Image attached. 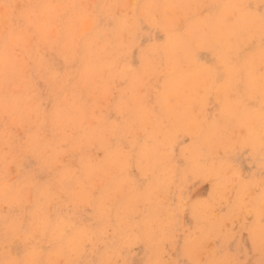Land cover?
<instances>
[{
  "label": "rangeland",
  "instance_id": "374dc122",
  "mask_svg": "<svg viewBox=\"0 0 264 264\" xmlns=\"http://www.w3.org/2000/svg\"><path fill=\"white\" fill-rule=\"evenodd\" d=\"M112 1L113 0H45V4L51 8L50 12H54V9L58 7L65 8V10L63 11L64 14L59 19L60 22L55 19L51 21L48 19L51 32H53V30H58L60 39L49 38L47 41H44L40 35L34 37L29 36L24 39L20 38V32L23 29H28L30 25L27 23L30 10L26 7V1L23 3L22 8H20L21 4L19 0H0V22L4 17L2 11L10 12L9 19H12L9 26L0 23V39L3 38L2 41H0V57L9 58L11 61V64L7 66L10 71L6 73L0 69V264H32V262L33 264H59L62 259L60 264H96V260H99V257L102 256H105L104 259L108 258L107 262H104V264H108L111 261V264H113V262L114 264H119V262L121 264H149L156 256L158 261L160 260L164 264H264V234L258 241L252 238V231L254 229L264 231V193L261 192H264V147H261L259 150L256 149L257 152H253L252 139H247L244 136V132L240 131L243 130L241 127L240 129H226L224 130L226 134L224 133V136H220L222 141L228 140V138L231 137L235 139L234 142L228 144V147H225L228 154L224 156V158L235 170L237 169L236 172L237 175L239 174L238 177L240 180L245 181L244 183H250L246 191L240 192L239 190L240 203L246 204L251 198H256V207L258 208L260 216L241 212L240 215L231 219V223H229L230 220H225L222 226L219 227L220 230L217 229L213 231L210 236L205 238L199 228L201 224L197 225L192 216L191 208L201 210L202 214L206 211V213H209L208 219L211 220V212L213 214L215 213L214 215H224L228 208H232L234 200L236 199V192L235 190L233 191V189H228L223 195H217L215 189H213V178L211 175L210 178L208 176L210 172L205 170L198 173V175H188L184 181L176 183V187L172 188L169 192L168 199L163 202L164 208H178L173 219L168 222L169 225L166 228V237L154 239V241H147V239H144L141 230L136 229V224L140 226L142 223H147L146 225L148 227H154L152 220L147 215L148 210L144 212L145 207L143 205L139 206L142 209L139 207L128 208L129 202H127V207H123L125 205V200H127L125 199L126 194H129L131 191L134 195L135 192H142L147 184L146 179L143 177V174H145L143 171L144 166H141L143 163L138 164L137 167L136 155L138 142L142 138L140 137L141 132H144V128L140 127L141 124L139 125L142 120L130 117L127 123H131L130 126H132V129H129L128 127L130 126H126L123 123L122 116L126 117L127 112L135 108L115 109V106L116 108L118 107V103L122 104L127 101L128 94L125 92L124 95L122 92L124 88H126V82L116 80L117 82L115 81L112 85H105L104 87L103 85L94 84L93 87H99L98 89L102 90L101 94L103 95H100V92L97 93L100 96L97 95L98 103L96 105L98 106L95 105L93 107V109L95 108L94 111L91 110L92 107H90L82 112L84 114L83 116H86V118L80 115L81 112L77 113L78 111L75 108H73L75 111L72 109V112L71 108L65 107L67 104H72L68 103L66 99L64 100L65 95L70 94V98L78 96L85 102L88 88H91L79 77L82 76L81 70H78V66L83 55V45L88 44L90 49L92 51L94 50L91 56H96L94 55L96 54V49L99 48V46L101 47V44H99V46L97 44H104L110 41V30H116L117 28L114 27L116 26V22L122 19L123 21L126 20L125 22L128 25L127 34L129 38H119V46L122 45L124 52L127 54L123 62L119 60V65L121 66L125 62L126 65L135 71L133 72L134 79L130 86L134 85V93L132 94L141 97L139 102L143 108L140 109L144 110L145 116L153 114L159 115L161 113L162 108L159 107L156 99L163 93V86L167 83V79H165V77L156 80L148 78V73L144 72V70L146 71V67L140 62V59L143 58V61L148 60L154 64L165 63L157 59L158 56L152 52L150 47V45H154V43L164 45L165 38L159 30L149 26V18H143L142 11L144 7H146L143 0H136V5H134L135 8L133 5L126 8L125 4L127 5L130 0H121V6L118 8L119 10L113 9L111 13H108L109 5ZM175 1L179 3L181 0ZM213 1L214 0L189 1L188 6L191 9V16L195 22L208 16V13L212 10L210 7L213 6ZM219 2L223 3V0ZM243 2L248 10L253 11L257 16L259 15L261 19H264V0H243ZM219 13L220 8L216 10L217 16L220 15ZM69 17H73L72 23L75 28L74 32L76 31L73 36L74 42L76 43H73V45L77 46L74 47L71 43V45L66 48L67 42L65 33L61 32L59 27L61 26L62 28L63 22ZM99 19L100 21L98 22ZM187 19L189 21V17ZM87 22L90 23L92 29L86 31V34L81 35L80 25L83 26ZM132 22L133 24H131ZM189 23L190 21L185 22V24L188 25ZM145 29L148 31H145ZM184 29L183 24L180 26L179 30L184 31ZM12 31H15V35L12 34ZM263 35L264 29L259 37H243L242 40L246 44L240 46V49L242 51L247 50L250 55L254 52L253 50L255 48L264 51ZM51 36L52 33L49 34V37ZM156 36H158V39ZM9 38H11V40L18 38L19 41L13 44V42H9ZM92 40H94L93 43ZM194 45H196V43ZM71 46L72 49H70ZM45 51L47 53L43 58L42 55H44ZM71 51L76 52L78 57H73ZM52 52L54 53L52 56H55V58L53 56L54 60L49 56L50 54L48 55V53ZM206 55L207 53L204 52L200 55L198 54L196 63L193 62L195 66L202 67V63L207 60ZM106 57L108 58V55H106ZM131 63H133L132 65L134 67ZM186 66H188V64H186ZM138 79H141L144 83L140 82L139 84L141 85L135 83ZM101 87H103L105 91L101 89ZM139 91L140 93H138ZM131 96L130 94V97ZM49 97L53 98L50 99ZM99 97L101 99H98ZM49 99L51 102H49ZM75 100L78 99L76 98ZM89 100L93 104L92 98ZM148 100L150 103L147 102ZM206 108L209 110H206ZM206 108L203 115H207L208 117L216 115V112H218V108H216L214 102H210ZM53 109L56 113L59 112L56 115H60L62 111L65 112H62L61 119H65V114V120H69L67 117L71 115L72 119L70 122L73 123V126L76 125L77 122V125L74 126V128L68 125L69 127L67 126V128V121H64V119H55L56 116H54L55 118L52 116L55 114ZM58 109L59 111H57ZM194 110H198V108ZM79 115L81 116V121L79 117H77L79 120L78 122L76 116ZM54 120H56V122H54ZM82 120L85 121L81 123ZM94 120L97 121V123ZM62 122L66 124L63 127ZM91 124L95 126L96 129ZM87 125L92 126L96 133L91 135L89 131L87 134V130L90 129V127L89 129L86 127ZM108 126H111V130L110 128L108 129ZM59 128L62 129V131L65 128L66 134H63L62 131L59 132ZM82 128L86 129L84 130L85 132ZM97 128L100 129L99 133H101L102 138L106 137L105 139L108 142L106 140L104 142V139H101V135L97 133ZM103 128H105V130L102 131ZM105 131L106 133L104 134ZM149 131L152 130L149 129ZM68 132H71L72 135H69L71 133ZM79 133H83V135L80 136ZM85 134H87L86 137H84ZM33 137L34 139H31ZM59 137L62 141L60 139H55V142L54 138ZM95 137H98V140L95 139ZM74 138H78L79 141L80 139L82 140V142H79L75 147L73 145L77 144V142L74 144L71 142ZM76 139L75 141H78ZM75 141L73 140V142ZM61 142L63 146L59 144ZM99 142L103 143H100V145L98 144ZM188 142L189 140L186 134L178 135L175 142L169 147V153L172 156L170 155L168 163L165 164L167 168L175 167L177 170H181L184 167V160L180 151L187 146ZM217 142L220 143L219 145H222L219 140H217ZM55 143L66 150L62 148L59 149L60 146ZM71 143L73 147L70 145ZM104 143L107 147L112 146V148H117L115 150L119 153L115 154V156L113 155V158L116 161H120L116 162V165L127 158L125 159L127 165L124 174H121V176L119 172L115 173V176L118 175L115 182L119 183L120 180L117 179H122L124 177V179H122L123 181L121 180L122 183L129 180L133 185V188L128 191V187H126L128 184L125 185L124 190L127 192L125 195L124 193L118 192L120 196L123 194L122 197L116 198L117 191H115V187L109 190V186L105 184L104 180L100 183L102 179L99 180L93 177L91 181L86 177L88 173L87 168H89L90 164L93 166L92 170L95 173H100L101 169L105 170V165L108 164L107 159L109 157L107 154H104V148L102 147ZM54 147L58 150V153L54 152ZM78 149L79 153L77 152ZM120 150L124 152L120 154ZM118 154L120 155L118 156ZM52 158H54V160ZM215 161H217V159H215ZM112 163L113 161H111V164ZM84 164L89 165L85 168ZM129 165L132 166L129 167ZM127 169L130 170L128 171ZM86 171L87 173H85ZM113 173L114 172H112V174ZM93 183H96L97 187L96 184L93 185ZM103 184H105L106 187ZM104 188L106 189L104 190ZM107 190H109L110 193ZM103 192L108 193L104 195ZM112 193L113 195H111ZM46 196H48L47 199H45ZM72 196H74V198ZM104 197L106 199L108 198L107 201ZM213 197L216 198V200ZM99 202H101V206L103 205V207H99ZM118 209L119 211H117ZM97 211L99 215L102 214L103 216H98ZM107 212L110 219L106 218ZM123 212L125 216H117V214L119 215ZM44 213L47 214V217H45ZM48 222L59 225L58 228L60 227V229L57 231V234L56 232L52 234L43 233L41 225L42 223ZM11 227L16 228L14 232H10ZM114 227L115 229H113ZM82 230L85 232L83 233ZM78 231H80V233H78ZM56 237H61V242H58V240L55 239ZM74 237L78 238L72 240ZM125 237H128V239ZM84 240L85 243L83 242ZM122 240H124L125 243ZM69 241L77 243L79 251L77 248L74 251H68L65 256H59V252L69 244ZM156 242L158 244L157 252L152 255V245L156 244ZM197 243L199 245L195 247L194 244ZM85 244L87 245L85 246ZM83 246H85L84 250ZM10 249H12V251ZM121 258L122 260H120Z\"/></svg>",
  "mask_w": 264,
  "mask_h": 264
},
{
  "label": "bare ground",
  "instance_id": "6f19581e",
  "mask_svg": "<svg viewBox=\"0 0 264 264\" xmlns=\"http://www.w3.org/2000/svg\"><path fill=\"white\" fill-rule=\"evenodd\" d=\"M25 1H26V7H28V10H30L29 16H28L29 20L27 22L30 25H29L28 29L27 28L23 29L20 32V38L24 39V38H28L29 36L34 37V36L40 35L44 41H47L49 38L50 39H60V37L58 35V30L57 31L53 30V32H51L50 26L48 25L49 24L48 19L50 21L52 19H55L56 21L60 22L59 19L64 14L63 11L65 10V8L58 7V8L54 9V12H50L51 8L45 4V0H19V2L21 4L20 8H22V5ZM120 1L121 0H113L111 2V4L109 5V10H108L109 12L108 13H111L113 9L119 10L118 8L121 6ZM143 1L145 2V5H146V7H144V10L142 11V14L144 16L143 18H145V19L149 18V20H150L149 26L154 28V29L159 30L162 33L163 37L165 38V41H164L165 44L164 45L157 44V43H154V45L153 44L150 45L152 52H154L158 56L157 59H159L160 61H163L165 63L154 64L148 60L143 61V58L140 59V62L146 67V71L144 70V72L148 73L147 74L148 78L156 80L158 78L162 79L165 77V79H167V83L164 84V86H163V88H164L163 93L160 94L156 99L157 104L159 105L160 108H162L161 113L159 115L153 114V115L145 116L144 110L140 109V108H143L139 102V99L141 97L139 95H133L132 93H134V89H133L134 85L130 86L133 79H134L133 78V75H134L133 72H135V71H133L132 68H130L128 65H126L125 62L121 66L119 65V60H121L123 62V60L126 59V57H127V54H126V52H124V48L122 47V45L119 46V44H120L119 38H122V39L129 38V35L127 34L128 25L125 22L126 20L123 21L122 19L118 20L116 22V26H114L115 28H117L116 30H113V31L110 30V41H108L104 44H102V43L97 44L98 46H99V44H101V47L99 46V48L96 49V54H94L96 56H91L93 54L92 52H94V50L92 51L88 44L83 45V48H82L83 55H82V58L79 62V66H78V70H81L82 76H79V77H80V79L84 80L83 82L86 83L88 85V87H91V88L90 89L88 88L87 97H86L85 102H83L82 99L79 98L78 96H75L77 94H75L74 96L78 100H75L76 99L75 97L70 98V94L65 95L64 100L66 99L68 101V103H72L71 105H68L66 103L67 105H65V107L71 108V110L73 108H75L78 111L77 113L81 112L80 115L83 116L84 114L82 112H84L87 108L92 107L91 110H93V111L95 110V108L93 109V107L98 103L97 97L100 95H103V94H101L102 90L98 89L99 87L98 88L93 87L94 84L103 85V87H104L105 85L106 86L112 85L116 80L117 81L121 80V81L126 82V88H124V90L122 92L124 95H125V92L128 94L127 101H125L122 104L118 103V107L116 108V106H115V109L118 110V108H135L133 110L128 111L126 117L122 116V121L126 126H130V124H131V123H127V122H129L130 117H134V119L142 120V122H140L139 125L141 124L140 127L144 128V132L143 133L141 132L140 137H142V138L138 142L136 155H137V167H138V164H140V163H143V164H141V166H144L143 171L145 174H143V177L147 181L146 187L142 190V192H135L134 191L135 195L132 193V191L129 194H126L127 192H125L126 190H124L125 185L128 184V186H126V187H128L127 188V191H128L129 189L133 188L132 183L129 182V180H126L122 183L121 180L124 179V177L122 179H117V180H120L119 183L115 182V179L118 177V175L115 176V173L119 172L120 175L124 174V171H125V168L127 165V162L125 159H127V158L123 159L118 165H116V162H119L120 160L116 161L113 158V155L115 156V154H117L119 152H117L115 150V149H117L115 147L112 148V146H109V147L105 146V143H104V146L102 145L104 150L103 149H101V150H103L104 154H107V156L109 157L107 159L108 164L105 165V170H102L100 168L101 169L100 173H95L92 170L93 166L91 164L90 165L84 164L85 168H86V166L88 167V165H89V168H87L88 173H87V171L85 172V173H87V175H86L87 179L91 180V181H92L93 177H96L95 179H99V180L102 179L100 183H102L104 180L105 184L109 186V190H112V188L115 187V189H116L115 191H117V196H115L116 198L123 196V194L121 196L118 195V192L124 193V195L126 194L125 199H127V200L123 199V200H125V205L123 204L124 205L123 207L128 205L127 202L130 203L128 205L129 206L128 208H131V207L137 208V207L143 205L145 207L144 212H146L148 210L147 215L152 220L154 227L153 228L148 227L146 225L147 223L146 224L142 223V225H140V226H139V224L138 225L136 224V229L141 230V232L144 235V239H147V241H152V240L154 241V239H162V238L166 237V228L169 225L168 222H169V220L173 219V217L175 216V214L178 211L177 207H172V208H166V207L164 208L163 207V202L168 199V194L172 190V188L176 187L177 182L180 183V182L184 181L188 175H198V173H200L201 171L208 170L210 172V174L208 176L210 177V175H211V177L213 178L212 179L213 189H215V193L217 195H223V194H225L224 192L227 191L228 189H233V191L235 190V192H236V197H235L236 199L234 200V205L232 206V208H228L224 215H214L215 213L213 214L211 212V220L212 221L208 219L209 213H206V211H204V213L202 214L201 210H198L197 208H191V213H192V216L194 217L195 222L197 223V225L201 224V226H199L201 233L204 235L205 238H207L208 236H210L213 233V231L219 229V227L222 226V224L224 223L225 220H230L229 223H231V219L240 215L241 212L242 213H252L254 216H257V215L260 216L259 212H258V208L256 207V202H255L256 198L250 197L251 199L246 204H244L242 202L240 203V201H239L240 200V192L246 191L248 189V187L250 186V183H244L245 181L240 180L238 177L239 174L237 175V172H236L237 169L235 170L224 158V156H226L228 154V152H226L225 147H228V144L231 142H234L235 139L231 137V138H228V140L222 141L220 136H224L223 135L225 133L224 130H226V129H230V128L240 129V127H241V129H243V130H240V131L244 132V136L247 139H252L251 142H252L253 152H257L256 149L259 150L261 147H264V51H261L259 48H255L253 50L254 52L250 55L247 50L242 51L240 49V46L246 44L242 40L243 37L249 38L251 36V37L256 38V37H259V35H261L263 33L264 19H261L260 16L259 15L257 16V14H255L253 11L248 10L246 8L243 0H223V3L219 2L220 0H217V1L214 0L213 6L210 7L212 10H210V12L208 13V16L205 18L199 19L198 22H195L193 17L191 16V9L188 6L190 0H181L179 3L176 2L175 0H143ZM132 5L133 6L136 5V0L135 1L130 0L127 5L125 4V7L129 8ZM13 8H15V7H13ZM134 8H135V6H134ZM218 8H220V13H219L220 15L219 16H217V14H216V10H218ZM2 12H3L4 17L2 18V21L0 23L6 24L9 26L12 22V19L11 18L9 19L10 12H6V11H2ZM79 13H80V11H79ZM188 15H190V16H188ZM186 16L189 17V21L192 25L190 23H189V25L185 24V22H189L187 19L188 17H186ZM72 19H73V17H69L67 20H65V22H63L62 28H61V26L59 27L60 31L65 33V39L67 42L66 48H68L71 45V43H72V45H73V43H76V42H74V37H73L76 31L74 32L75 28H74V24L72 23ZM76 21H75V23H76ZM99 21H100V19L98 20V22ZM137 22H138V19H137ZM131 24H133V22ZM183 24H184L185 29H184V31H180L179 28ZM107 28H109V27H107ZM91 29H92V27H90V23H88V22L86 24H84L83 26L80 25L81 35L86 34L87 33L86 31L91 30ZM145 31H148V30L145 29ZM50 33H52L51 37H49ZM157 33H158V31H157ZM12 34L15 35V31H12ZM91 34H93V33H91ZM157 37L158 36H156V38ZM263 37H264V35H263ZM2 39L3 38H1L0 41H2ZM6 41H7V39H6ZM18 41H19L18 38L14 39V40H11V38H9V42H11V43L13 42V44L18 43ZM93 41L94 40H92V43H93ZM195 43H196V45H194ZM76 46L77 45H75L74 47H76ZM91 48H92V46H91ZM70 49H72V46ZM113 50H114V52H113ZM69 51H67V52H69ZM129 52H127V53H129ZM203 52L207 53V55H206L207 60L204 63H202V65H203L202 67L195 66V64L193 62L196 63L198 54L200 55ZM46 53L47 52L45 51L44 55H42L41 53H39V54H41L44 58V56H46L45 55ZM71 53H72L73 57H78L76 52L71 51ZM131 53H132V51H131ZM52 54H54V53L53 52L48 53V55L51 56L53 59L54 55L52 56ZM109 54H111V55H109ZM106 55H108V58L106 57ZM54 58H55V56H54ZM199 61H200V58H199ZM180 62H182V63H180ZM9 64H11V61L9 60V58L0 57V69L5 71L6 73L8 71H10V69L7 67ZM58 64H61V63H58ZM132 64L133 63H131V65ZM186 64H188V66H186ZM157 68H159V69H157ZM83 70H84V73H83ZM80 79H79V81L81 82ZM98 80H100V81H98ZM140 82L144 83V81H142L141 79H138V81H135V83H137V84H139ZM139 85H141V84H139ZM139 85H138V87H139ZM103 87H101V89H103L105 91V89ZM12 89H14V88H12ZM107 89H108V87H107ZM135 90H137V89H135ZM98 92H100V95L97 94ZM138 93H140V91ZM130 94L132 95L131 97H130ZM52 98H50V99H52ZM91 98H92L93 104L89 100ZM50 99H49V102H51ZM98 99H101V98L99 97ZM147 102L150 103L149 100ZM210 102L215 103L216 108H218V112H216V115L208 117L207 115H203V114H204V110H205L206 106H208ZM89 104H91V105H89ZM96 106H98V105H96ZM6 108H9V107H6ZM10 108H12V107H10ZM195 108H198V110H194ZM59 109L57 111H59ZM62 109H63V107H62ZM96 109H97V107H96ZM207 109L208 108H206V110ZM73 110H72V112H73ZM214 110H215V107H214ZM214 110H212V111H214ZM17 111H18V109H17ZM62 112H60V113L62 114ZM100 112H101V110H100ZM125 112H126V110H125ZM54 113H53L54 115H52V116L53 117L56 116V118L54 117L55 119H57V118L61 119V117H62L61 114L56 115L59 112L56 113V111L54 110ZM63 113H65V112H63ZM66 113H67V111H66ZM70 113H69V115H70ZM108 113H109V111H108ZM131 114H134V115H131ZM193 114H195V115H193ZM80 115L76 116V119H77V117H79V120H80L81 119ZM73 116H74V114H73ZM87 116H89V115H87ZM64 117L66 119L65 114H64ZM68 117H67V119H69V120H65L64 118H62V119H64V121H67V125L63 124L64 121L62 122V124H63L62 127L64 125H66V127L69 125V126H72L71 128H74V126L77 125V122H76V125L73 126V123L70 122V120L72 119L71 115ZM83 117L86 118V116H83ZM73 120H74V117H73ZM79 120L77 119L78 122H79ZM84 121L82 120L81 123H83ZM54 122H56V120H54ZM95 122L97 123V121H95ZM95 122H93V123H95ZM70 124H72V125H70ZM87 124H89V123H87ZM92 126H90V125L86 126V127H88V129L90 127V129L87 130L88 132H86L87 134L89 133V131H90L91 135L96 133L93 130V127H95V126H93V127ZM79 127H81V126H79ZM65 128L63 131H62V129L59 128V132L62 131L63 134H66ZM84 128H82L83 131L86 130ZM109 128L111 130V126H108V129ZM128 128L132 129V126H130ZM95 129H96V127H95ZM149 129H151L152 131H149ZM99 130L100 129H98V131L96 130L97 133L100 132ZM103 130H105V128H103L102 131ZM64 131H65V133H64ZM68 133H71V132H68ZM105 133H106V131L104 132V134ZM125 133H127V132H125ZM87 134H85L84 137H86ZM99 134L101 135V133H99ZM180 134H186L188 136V140H189L187 146L180 151V153L183 157V160H184V167L181 170L180 169L177 170V168H175V167H168L167 168L165 166V164L168 163V161L170 159V155H171L169 153V147H171L170 145H172L175 142L176 138ZM69 135H72V133ZM82 135H83V133L80 134V136H82ZM88 137H90V136H88ZM78 138L77 139L74 138L71 140V142L73 144L76 142H77V144L73 145L71 143L70 145L71 146L73 145L75 147L76 145H78L79 142H82V140L80 139V141H79ZM97 138L98 137H95V139H97ZM105 138L104 137L102 138V135H101V139L102 140L104 139L103 140L104 142L106 140ZM31 139H34V137ZM55 139H58V140L60 139L62 141V139L60 137L54 138V141H55ZM75 139L78 141H75ZM73 140L75 142H73ZM217 140H219L222 143V145H219L220 143H218ZM66 141H67V139H66ZM85 141H86V139H85ZM181 141H182V139H181ZM63 143H64V141H63ZM100 143L102 144L103 142H99L98 144H100ZM27 144H29V143H27ZM55 144L56 145H59V144L62 145V142L59 144H57V143H55ZM117 145H118V143H117ZM121 146H123V145H121ZM102 147H100V148H102ZM60 148L65 149L61 146L59 147V149ZM123 149H121V150H123ZM74 150H72V151H74ZM121 150H120V154L124 152ZM54 152L58 153V150L55 147H54ZM77 152L79 153V149L77 150ZM120 154H118V156ZM127 157H128V155H127ZM54 158H52V159L54 160ZM215 159H217L218 162L215 161ZM57 160L60 161L59 159H57ZM89 161H91V160H89ZM111 161H113V163H112L113 165L111 164ZM84 163H85V160H84ZM130 166H132V165H129V167ZM83 170H85V169H83ZM127 170L129 171L130 169H127ZM127 170H126V172H127ZM76 172H78V171H76ZM112 172H114V173L112 174ZM154 172H158V173H154ZM69 176H70V174H69ZM209 177H207V178H209ZM246 182H247V180H246ZM95 184L93 183V185H95ZM105 184H103V185L106 187ZM96 187H97V184H96ZM105 189L106 188H104V190ZM78 190H79V188H78ZM109 190H107V191H109ZM239 190H240V192H239ZM261 192L264 193L263 191H261ZM107 193L108 192L104 193V195ZM109 193H110V191H109ZM113 193L111 195H113ZM108 195H110V194H108ZM215 195H213V196H215ZM47 197L48 196H46L45 199H47ZM72 197L74 198V196H72ZM85 198H86V196H85ZM104 198H102V199H104ZM109 198H110V196H109ZM107 199H106V201H107ZM214 199L216 200V198H214ZM113 201H115V200H113ZM87 202H89V201H87ZM99 203H100V204H98L99 207L100 208L103 207V205L101 206V202H99ZM184 203H186V202H184ZM72 204H73V202H72ZM74 204H75V202H74ZM90 207H92V206H90ZM117 207H118V205H117ZM139 208H141V207H139ZM121 209H120V211H121ZM234 210H235V213H234ZM101 211H103V210H101ZM117 211H119V209ZM97 213H98V211H97ZM44 214H45V217H47V214L46 213H44ZM100 215H102V214H100ZM100 215L98 213V216H100ZM104 215H105V213H104ZM109 215H110V213H109ZM120 215L123 216L124 212L120 213L119 215L117 214V216H120ZM132 216H130V217H132ZM45 217H42V218H45ZM106 218L110 219L108 216V212H107ZM119 219H120V217H119ZM124 221H126V220H124ZM263 222H264V219H263ZM40 224H41V222H40ZM40 224H38V225H40ZM134 224H135V222H134ZM64 225H65V223H64ZM41 226L40 227H41V230L43 231V233H51L52 234V233L56 232V234H57V231L60 229V227L58 228L59 225H57L56 223H52V222L42 223ZM68 226H70V225H68ZM126 228H128V227H126ZM15 229H16L15 227H11L10 232H14ZM38 229H39V227H38ZM113 229H115V227ZM62 230H64V229H62ZM84 232L85 231H83V233ZM78 233H80V231H78ZM75 234H77V233H75ZM263 234H264L263 230L254 229L252 231V238L256 239L255 241H258L259 238ZM108 235H109V233H108ZM127 235H128V233H127ZM134 235H135V233H134ZM231 235H232V233H231ZM56 236H58V235H56ZM106 236H107V233H106ZM61 237H59V238L56 237L55 239H57L58 242H61ZM77 238L78 237H76V238L74 237V238H72V240L77 239ZM125 238L128 239V237H125ZM87 241H89V240H87ZM87 241H86V243H87ZM122 241L124 242V240H122ZM15 242H16V240H15ZM70 242H72V243H70ZM83 242L85 243V240ZM111 243H112V241H111ZM87 244H85V246ZM198 245H199L198 243L194 244L195 247H198ZM85 246H83V250H84ZM157 247H158L157 242H156V244L152 245V252H153V253H151L152 255H154L157 252ZM77 248H78L77 243H74L73 241H69V244L66 245L59 252L58 255L59 256H65V254L68 251H70V250L74 251ZM42 249H43V246H42ZM10 250L12 251V249H10ZM78 251H79V248H78ZM104 258H105V256L99 257V260H96V264H104V262H107L108 258H106V259H104ZM32 259H33V256H32ZM69 260H70V256H69ZM120 260H122V258ZM54 261H55V259H54ZM61 261L59 262V264L61 263ZM111 262H109L108 264H111ZM32 264H33V262H32ZM113 264H114V262H113ZM119 264H121V263L119 262ZM149 264H164V263H162L160 260L158 261L157 256H156L155 258H153L150 261Z\"/></svg>",
  "mask_w": 264,
  "mask_h": 264
}]
</instances>
